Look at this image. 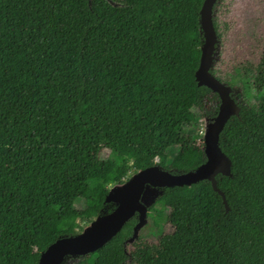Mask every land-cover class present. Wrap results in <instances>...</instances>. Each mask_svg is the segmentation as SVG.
<instances>
[{
	"label": "trees",
	"instance_id": "1",
	"mask_svg": "<svg viewBox=\"0 0 264 264\" xmlns=\"http://www.w3.org/2000/svg\"><path fill=\"white\" fill-rule=\"evenodd\" d=\"M113 1L0 0V264H38L110 213L109 187L130 171L206 161L194 124L219 99L195 80L204 0ZM254 82L258 106L240 104L219 135L228 210L206 180L162 188L147 213L168 227L156 243L128 248L133 217L74 264H264V54L245 95Z\"/></svg>",
	"mask_w": 264,
	"mask_h": 264
},
{
	"label": "water",
	"instance_id": "2",
	"mask_svg": "<svg viewBox=\"0 0 264 264\" xmlns=\"http://www.w3.org/2000/svg\"><path fill=\"white\" fill-rule=\"evenodd\" d=\"M217 0H204L200 10V24L203 44L200 48L199 66L195 73L198 86L207 87L219 99L218 113L208 125L203 137V151L206 161L194 171L172 174L158 166L135 173L127 182L116 185L105 197V203H113L115 208L108 214L97 217L88 231L76 236L62 237L49 245L40 254L38 264H63L67 257L86 256L100 249L122 229L124 224L136 215L133 233L127 241L133 243L147 220L148 208L142 202L149 189L183 187L208 181L212 189L222 197L228 210L224 194L218 189L216 176H230L231 160L219 147V135L232 116H238L240 107L230 95V88L213 76L210 70L214 62V50L218 40L213 23V8ZM151 206V205H150Z\"/></svg>",
	"mask_w": 264,
	"mask_h": 264
},
{
	"label": "rangeland",
	"instance_id": "3",
	"mask_svg": "<svg viewBox=\"0 0 264 264\" xmlns=\"http://www.w3.org/2000/svg\"><path fill=\"white\" fill-rule=\"evenodd\" d=\"M108 1L116 5V2L113 0ZM263 1L218 0L215 4L213 20L216 23L219 37L214 50L212 75L230 89L234 86V90H241L240 78L243 76L246 66L255 65L263 52L264 31L257 29L259 26H264ZM258 94L257 92H253V90L249 94L247 92L246 97L243 98V103L248 106H256ZM217 104V100L212 99L210 95L204 101L203 110L197 113L194 126L198 142H203L205 131L213 120V118L205 115V111H208ZM133 175V171H130L126 180H129ZM114 187L115 185H111L109 190L111 191ZM159 193V190H147L142 202L149 208ZM109 207H115V205L109 203ZM78 224L81 233L88 231L90 228V224L87 222H80ZM167 231V226L154 230L150 219L147 217L145 225L140 228L134 242L138 246L154 244L157 241V235ZM131 244L127 242L126 245L130 248ZM76 261L75 257H67L63 264H74Z\"/></svg>",
	"mask_w": 264,
	"mask_h": 264
},
{
	"label": "flooded vegetation",
	"instance_id": "4",
	"mask_svg": "<svg viewBox=\"0 0 264 264\" xmlns=\"http://www.w3.org/2000/svg\"><path fill=\"white\" fill-rule=\"evenodd\" d=\"M218 1V0H217ZM264 2V1H263ZM217 3V2H216ZM215 3V4H216ZM214 7H215V5H214ZM213 10H214V8H213ZM213 23H214V20H213ZM263 27L264 26H259L257 29L259 30V31H264V29H263ZM263 54H264V49H263V52H262V54H261V56H260V58H259V60H258V62L255 64V65H252V68H253V75H254V77H257V75H258V66H259V64H260V62H261V59H262V56H263ZM240 83H241V78H240ZM241 86H242V88H241V90L240 91H236V90H234V86L233 87H231V89H230V95H231V97L233 98V99H235L236 100V102H237V104H238V106L240 105V104H245V103H243V98H245L246 96H245V93H244V87H243V85L241 84ZM260 84L259 83H256L255 84V82H254V89H253V92H257V93H259L260 95H261V93H263V92H261L260 90ZM252 91V90H251ZM259 94H258V97H257V104H256V107L258 106V104H259V102H260V99H261V97L259 96ZM240 107V106H239Z\"/></svg>",
	"mask_w": 264,
	"mask_h": 264
}]
</instances>
